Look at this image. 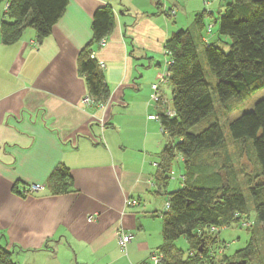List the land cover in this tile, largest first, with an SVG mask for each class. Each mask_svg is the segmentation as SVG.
<instances>
[{
	"label": "crops",
	"instance_id": "crops-1",
	"mask_svg": "<svg viewBox=\"0 0 264 264\" xmlns=\"http://www.w3.org/2000/svg\"><path fill=\"white\" fill-rule=\"evenodd\" d=\"M232 2L213 1L204 19L203 0H68L40 43L32 29L14 44L0 40V246L16 264H144L159 251L165 204L159 211L158 124L149 119L159 109L150 86L159 85L162 97L172 94L161 83L166 42L193 29L201 15L204 24L216 21ZM102 6L115 26L92 54L110 97L91 109L82 103L87 87L77 58ZM204 40L227 42L214 31L202 32ZM60 166L71 182L50 193L46 182ZM31 186L44 190L29 193ZM127 200L138 204L128 207ZM120 230L133 236L124 252Z\"/></svg>",
	"mask_w": 264,
	"mask_h": 264
},
{
	"label": "trees",
	"instance_id": "trees-1",
	"mask_svg": "<svg viewBox=\"0 0 264 264\" xmlns=\"http://www.w3.org/2000/svg\"><path fill=\"white\" fill-rule=\"evenodd\" d=\"M3 1L8 3L0 23V40L5 46L17 42L27 29L35 31L40 43L51 34L68 4V0H0V4ZM203 15L196 18L193 29L175 32L164 48L171 62L166 81L172 98L170 115L158 104L159 111L151 119L158 121L166 138L158 162L153 164L155 186L158 190L166 188L177 157L183 163L184 174L180 176L179 189L167 194L168 209L161 216L163 244L156 253L163 255L160 264H254V240L232 259L224 252L210 255L215 246L225 245L210 229L239 225L248 216L245 193L258 224H264V98L251 111L228 123L229 139L213 114L214 95L218 104L225 106L232 99L243 101L264 89V0H233L226 6L214 21L217 34L227 39L219 45L201 42ZM114 26L110 7L98 8L92 17V39L77 58L86 96L93 100L88 107L91 109L104 106L110 97L101 67L91 56L93 48L105 41ZM198 41L202 43L200 51ZM200 54L208 74L215 79L213 87L205 78ZM195 127L197 133H193ZM239 143L249 145L256 164L254 176L243 184L238 181V171L231 160L235 149L229 147ZM69 182L68 169L60 166L48 177L46 188L50 193H61ZM179 238H184L189 246L186 260L173 254L179 255L172 248ZM0 264H16L11 252L1 246ZM257 264H264V260L260 258Z\"/></svg>",
	"mask_w": 264,
	"mask_h": 264
},
{
	"label": "rangeland",
	"instance_id": "rangeland-1",
	"mask_svg": "<svg viewBox=\"0 0 264 264\" xmlns=\"http://www.w3.org/2000/svg\"><path fill=\"white\" fill-rule=\"evenodd\" d=\"M210 1L213 2L214 0H210ZM173 12L175 14L174 10ZM204 16L205 18L208 17L205 13H204ZM208 20L212 22L211 23L213 26L212 31H214V33H217V26H215L213 20L211 18H209ZM206 28L207 26L205 24L204 32L206 35H209L206 33L207 32ZM221 47L223 51H227L226 47H223V46ZM200 50L201 48H199V51ZM199 60L203 67L207 82L213 87L215 85V79L208 74L206 61L204 57H202L201 54L199 56ZM162 84H165L164 86H167L166 83H162ZM168 91L169 93H166L164 98L166 100H171L172 94L170 95V89ZM263 98H264V89L257 91L254 95H252L250 98L246 100L240 101L237 99H232L225 106H221L216 101L215 95H214V114L213 115L216 118H218L223 134L226 139H229L228 123L236 119L243 113L251 111L253 109L254 104ZM152 104L155 105L154 103ZM156 124H158L157 125V131H158L157 142L159 144L158 154H160V150L162 146L164 145V143L166 142V138L160 132L158 121L156 122ZM196 128L197 127L193 129V133H197L198 129ZM229 147L237 150V151L234 150V154H232L231 160L233 161V164L238 171L237 179L241 184H243L246 179L252 178L256 171V164L250 155L251 150L249 148V145L245 143L243 144L239 143L237 145L230 144ZM155 163L157 164V162ZM171 172H172V175L169 176L170 179L167 183V186L166 188H162V194L159 196V200L157 201L158 210L159 209L161 210L164 204L166 203L167 194L178 190L180 187V176L184 174V167H183L182 161H180L178 157L172 164ZM154 193H151V195L154 196ZM245 197L247 201V206L249 208L248 216L245 218H242L240 220L239 225L233 223L231 224L229 228L225 227L221 230L219 229L218 237L220 238V241L221 242L223 241V243L226 245L224 253L230 259H232L238 251L244 249L252 240H254L253 245L256 249L255 252L257 255L256 254L254 255L253 263L257 264L260 258L264 260V228H261L257 222L255 212L252 208V204L250 202V199L247 193H245ZM172 248L179 253L178 255L176 252H173V254L176 255V257H179L178 259L186 260L188 258L189 246L184 238H179L178 240L173 242Z\"/></svg>",
	"mask_w": 264,
	"mask_h": 264
},
{
	"label": "built area",
	"instance_id": "built-area-1",
	"mask_svg": "<svg viewBox=\"0 0 264 264\" xmlns=\"http://www.w3.org/2000/svg\"><path fill=\"white\" fill-rule=\"evenodd\" d=\"M215 1V0H214ZM211 1H207V0H203V10H204V13L209 16L211 14V9H210V6H211ZM8 9V3L6 2L5 5H4V8H3V13L6 12ZM169 13H171V16H174V12L173 11H170ZM212 22H208L206 24L207 28H206V33L207 34H211L212 33V29H213V26L211 24ZM206 42V41H204ZM105 45V41H101L99 43V47H103ZM166 54V52H165ZM91 58H93V56H91ZM171 65V62L168 61L167 63V66ZM168 77V72H165V74L163 75V78H162V81L161 83H167L166 81V78ZM151 101L152 103H154L156 106L158 104H161L163 107V110L165 111V113L167 115H170V108L168 107L169 105L167 104V101L164 99V97H162L159 93V86L157 84H152L151 85ZM82 103L83 105H85L86 107H89L93 104V100L88 97V96H85L82 100ZM149 119H155L154 117H150ZM44 188L42 186H31L29 188V193H38V192H41L43 191ZM138 203L136 200H127L126 201V205L128 207H133V206H136ZM164 209H168V204H165V208ZM88 220L89 221H92L94 220V217L93 216H89L88 217ZM210 233L211 234H214L215 235V238L219 241V237H218V230L217 229H214V228H211L210 229ZM116 238H117V246L119 247V249L124 252L125 249H126V246L132 241L133 239V236L129 233H125L123 232L122 230L118 231L117 234H116ZM226 248V245L224 246H215V250L213 252V250H210V255L213 253H222L224 252ZM163 259V255L161 253H153L149 256V259H148V262L145 263V264H160L161 261Z\"/></svg>",
	"mask_w": 264,
	"mask_h": 264
}]
</instances>
